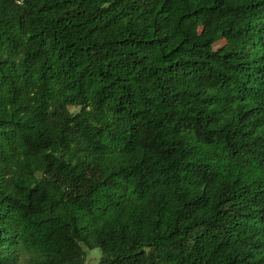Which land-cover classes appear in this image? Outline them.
Instances as JSON below:
<instances>
[{
	"label": "trees",
	"instance_id": "obj_1",
	"mask_svg": "<svg viewBox=\"0 0 264 264\" xmlns=\"http://www.w3.org/2000/svg\"><path fill=\"white\" fill-rule=\"evenodd\" d=\"M83 246L264 264V0H0V264Z\"/></svg>",
	"mask_w": 264,
	"mask_h": 264
},
{
	"label": "rangeland",
	"instance_id": "obj_2",
	"mask_svg": "<svg viewBox=\"0 0 264 264\" xmlns=\"http://www.w3.org/2000/svg\"><path fill=\"white\" fill-rule=\"evenodd\" d=\"M222 44L221 40H217L215 46ZM85 251V261L84 264H99L101 257V250L98 247L88 248L83 246Z\"/></svg>",
	"mask_w": 264,
	"mask_h": 264
}]
</instances>
